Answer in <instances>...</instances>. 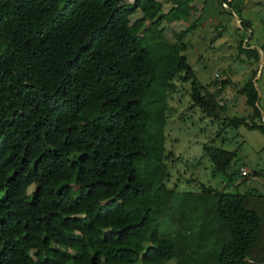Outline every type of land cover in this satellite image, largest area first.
<instances>
[{"label": "trees", "instance_id": "trees-1", "mask_svg": "<svg viewBox=\"0 0 264 264\" xmlns=\"http://www.w3.org/2000/svg\"><path fill=\"white\" fill-rule=\"evenodd\" d=\"M191 1L0 0V264H161L183 238L167 222L201 194L213 197L209 221L228 232L215 264H264V194L166 185L173 80L189 81L191 105L212 120L220 108L200 92L186 43L163 36ZM237 47L257 60L255 48ZM255 74L236 86L248 118L225 126L264 134ZM202 153L225 187L244 177L234 150L204 144ZM195 217L184 230L198 250L214 229L196 228L204 217Z\"/></svg>", "mask_w": 264, "mask_h": 264}, {"label": "rangeland", "instance_id": "rangeland-1", "mask_svg": "<svg viewBox=\"0 0 264 264\" xmlns=\"http://www.w3.org/2000/svg\"><path fill=\"white\" fill-rule=\"evenodd\" d=\"M199 2L207 3L206 6L211 4V0ZM200 5L197 2L186 18L177 20L167 18L164 21L163 36L168 40H183L186 43L184 53L200 85V92L204 93L206 90L215 93L220 108L217 110L218 118L212 120L197 106L191 105L193 101L189 94V81L173 80V88L166 92L164 149L165 152L172 153L168 160L167 158L164 160L165 170L170 176L166 185L169 188L174 186L179 191H199V184L211 185L217 190L225 191H234L233 186H236L240 192L247 189L264 194V134L242 126L237 128L225 126L226 117L249 116L245 98L237 93L236 86L250 75L252 69L256 70L253 82L257 89L262 116L261 119L255 120L264 125V0H233L230 9L234 13L230 9H222L219 4L217 10L209 8L206 10ZM165 6H168V3ZM165 9L168 10L165 7L162 11H166ZM190 25H194V28H189ZM179 34H182L181 38H177ZM239 42L245 48H255L258 53L257 60L249 63L245 54L238 50ZM214 79L216 81L213 83ZM223 79L228 82L217 93ZM204 144L234 150V166L240 164V167L246 170L244 177L233 178L230 185L225 187L224 176L211 175V164L202 155ZM249 170L259 171L258 176L252 177ZM207 195L196 196L201 203L195 200L197 206L190 208L189 211L184 208L180 211V216L171 217L173 224L167 222V229L172 225L181 227L179 233H182L183 238L180 249L174 254L179 255L164 260L161 264H215L216 242L226 240L228 232L222 222L220 225L218 221L217 227V224L209 221L214 201L212 194ZM187 197L193 199L191 195ZM198 215L204 217L205 223L203 220L204 225L199 227L200 222L196 221L192 222L193 226L204 233L209 231V228L214 230L210 231L201 248L196 250L194 244L197 240L194 236L190 240L187 239L188 230L185 231L184 227H188L187 222L190 219L195 220L198 218L195 216ZM165 228L163 225L164 230ZM167 233L168 230L165 235Z\"/></svg>", "mask_w": 264, "mask_h": 264}, {"label": "crops", "instance_id": "crops-1", "mask_svg": "<svg viewBox=\"0 0 264 264\" xmlns=\"http://www.w3.org/2000/svg\"><path fill=\"white\" fill-rule=\"evenodd\" d=\"M200 0H192L191 2H188V5L191 7L189 10H188V13H190L191 12V10H193L194 8H195V5H197V2L198 3H200L201 5H200V7L202 6H204L205 7V9L206 8H209V9H215V10H217L218 9V4H219V0H211V4L209 5V6H206L207 5V3H201V2H199ZM232 2H233V0H232ZM232 2H230L229 3V5H228V8H223V7H221L222 9H230V5H231V3ZM167 4V3H166ZM205 4V5H204ZM165 7H167V9H169V8H172V6H171V4L170 3H168V6H165L164 5V7H163V10H164V8ZM166 10V9H165ZM207 10V9H206ZM231 10V12L232 13H234L233 11H232V9H230ZM166 11H168V10H166ZM166 11H164V12H166ZM167 16H169V15H167ZM170 16H171V14H170ZM169 16V17H170ZM168 17V18H169ZM170 19V18H169ZM173 20H177V19H173ZM209 21H210V19H209ZM193 27H191V26H189V28H194V25H192ZM181 35L182 34H179V37L177 36V38H181ZM183 41V40H182ZM184 42V41H183ZM240 168H242V167H240ZM252 177L254 176V175H251Z\"/></svg>", "mask_w": 264, "mask_h": 264}, {"label": "built area", "instance_id": "built-area-1", "mask_svg": "<svg viewBox=\"0 0 264 264\" xmlns=\"http://www.w3.org/2000/svg\"><path fill=\"white\" fill-rule=\"evenodd\" d=\"M232 2V0H219L220 7L227 8L229 3ZM246 170L244 168L240 169V174H245Z\"/></svg>", "mask_w": 264, "mask_h": 264}, {"label": "water", "instance_id": "water-1", "mask_svg": "<svg viewBox=\"0 0 264 264\" xmlns=\"http://www.w3.org/2000/svg\"><path fill=\"white\" fill-rule=\"evenodd\" d=\"M262 57V56H261Z\"/></svg>", "mask_w": 264, "mask_h": 264}]
</instances>
